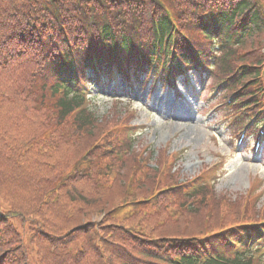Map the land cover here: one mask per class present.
Wrapping results in <instances>:
<instances>
[{"label": "rangeland", "instance_id": "obj_1", "mask_svg": "<svg viewBox=\"0 0 264 264\" xmlns=\"http://www.w3.org/2000/svg\"><path fill=\"white\" fill-rule=\"evenodd\" d=\"M260 45L261 43L258 41L253 46L242 50L257 48ZM225 65L226 61L224 60L221 66ZM125 92L122 102L126 103L123 104L124 106H129L127 104L133 98V108H130V110H132L131 113L134 115L135 123H150L151 125L154 122L157 123L154 129L145 135L143 140L144 144L147 143V145L152 146V150L149 153L151 168L160 166L158 157L161 154V150L166 147L167 140L173 136L169 137V135L174 131H178V140L176 145L171 147V150L180 148L185 144L188 146V150L185 153L186 156L179 160L173 168H176V174L177 172L180 174L181 181L198 175L201 169L217 160L218 154L231 153L232 150L235 154H238V147H233L228 135L225 133L226 127L224 125H226V121H223V109L213 110L218 104L219 95L210 96L208 90L199 91L200 99L196 106L197 109L190 112L189 108H184L181 110V115L184 116L185 120L180 117L177 120H170L164 117L174 118V115L178 116L177 113H174L176 107L171 108L170 111L165 109L167 101L161 99L156 101L158 91L151 99H147L146 90L135 89ZM159 92L162 96L166 95L165 92ZM103 96H107V93L102 92V97L97 98L94 104H96L100 119L107 116L95 128V137L91 134L88 136L87 134L77 133L70 124L56 127L53 106L48 104L45 99L42 103L33 102L36 105L44 104V108L50 113L52 126L49 130L41 122L36 125H20L17 127L15 122L14 125L13 123L10 125L7 117L0 118V131L7 132L3 138L0 137V172L3 175V178L0 177V255L3 254V258L8 256L11 264H44L43 260L46 264H61L59 254L71 253L67 248H62L66 245L60 239L66 232L81 225V223H78L75 227L67 228L71 220H73L72 217H80V219L85 217L86 221H83L84 223L89 221V219L96 222L98 219L105 218L106 213L111 212V209H116L118 212L116 221L120 222L125 215L135 212L144 213L148 216H151L148 212L154 213V211L149 209L150 204L146 203V201H141L136 205L121 207V204L128 201L123 198H129L128 196L134 197V201L139 200L141 197L145 200L148 193L153 192L154 185L145 186L143 190H139L141 195L134 196L133 193H137V191L130 186L129 177L124 178L123 175L121 176V170L119 176L116 177L117 169L111 170L112 174L108 173V177L100 169L101 176L96 182L101 179H107V188H111L115 184L114 189L102 195L104 199H102L101 205H95L96 208L86 210L77 209L79 206H76L75 202H72L71 205V199L76 198L80 193H83L89 200L91 198L88 196V191H83L80 186L71 187L70 189L69 184L71 182L68 181L67 173L74 168V165L80 160V156L88 157L92 154L94 155L99 148V146H95L96 138L105 132L106 128L115 124L120 117L125 116V110L122 111L120 105L114 106L115 103L111 99ZM169 98L174 99V96L168 94L166 99ZM162 103H164L163 109L160 110L159 106ZM176 103L181 105L179 99ZM8 104V110L12 114L24 109V105L21 102L9 101ZM112 110H117L118 112L114 113ZM150 111L153 112L152 115H149ZM170 114L173 116H170ZM1 117L4 116L2 115ZM170 122L172 123L167 124ZM58 129L62 130L60 135L57 134ZM164 129L165 132L160 136L161 130ZM72 134L77 137L78 143L77 135L81 137L79 139H83V142L79 143L80 146L74 145L72 147L70 145V147L63 146L58 148L60 142L67 141ZM29 138H34L36 141L29 147L22 146L21 144ZM141 147L140 143L136 150L139 151ZM35 151L40 152V158L43 160L55 163L54 168L44 164L42 167L37 166L39 158L31 156V153ZM103 160L105 158L102 156ZM229 160L225 169H223L224 171H221L219 182L216 185L219 213L213 211V215L217 217L219 226L230 225L236 221L237 215L235 213H238V210L242 207L245 194L256 179L262 180L263 195L259 204L260 207L264 208V166L260 163L248 161V158H245L243 154H238L237 158ZM97 164L100 168L101 163L98 161ZM56 166L57 168H55ZM131 174L134 175V173ZM123 178L127 179V181H122ZM130 180L133 181L132 183H136V178H133V176L130 177ZM54 182H57V190L58 186L61 189L58 190L61 201L44 205L50 196L56 198L55 194L51 193L50 196L48 194ZM136 184L140 185L139 182ZM76 201L80 206L84 204L78 198H76ZM87 213L91 214L89 218ZM167 213L169 215L162 219H150L141 216L140 226L145 228L153 237L189 236L190 234L203 233L205 227L208 226L206 223L209 222V216H211L210 212H205L202 216L192 215V217L188 215L178 217L169 211ZM206 216H208V221L206 220L205 222L203 218ZM18 217L28 221L40 220L47 227L57 221L59 222L55 224L53 233L45 234L29 223H22ZM221 221H223V224H221ZM49 232L51 231L49 230ZM94 232L93 230L87 234L82 233L81 236H86L85 239L87 240L89 237H94ZM138 244L139 241L137 240L134 245H129V242L118 239V243L115 246L116 255L119 248L137 255L139 252V249L136 248ZM92 251L90 250V252ZM91 257L93 258L92 255ZM97 259L96 264L111 263V260L112 264H123L117 258L109 259L105 257L102 252L100 253V258L98 257ZM69 261L67 260L68 263Z\"/></svg>", "mask_w": 264, "mask_h": 264}, {"label": "trees", "instance_id": "obj_2", "mask_svg": "<svg viewBox=\"0 0 264 264\" xmlns=\"http://www.w3.org/2000/svg\"><path fill=\"white\" fill-rule=\"evenodd\" d=\"M196 1L204 5L206 2L210 3L214 0H0V118L7 117V121L10 122V125H12V123L14 125L15 122V126L17 127L20 125H36L38 122H41L47 130L52 126L50 113L44 108V105H36L33 100L27 96L21 88V82L17 79L18 76L15 74L13 68L14 66L24 63L26 56H28L31 50L39 52L41 56L43 55L44 49L51 46L53 47V42L56 41L58 45L65 48L67 55L70 57L69 40L73 39V36L76 35L77 32H81L83 35L86 34L88 36L91 30H94L96 27L98 29L101 25L106 28L107 34H109V32L112 33L113 25L107 20L113 19V17L116 18L119 12L124 14V16L127 15L130 17L131 9L136 8L135 4L146 3L144 5L146 10L145 22L148 23L154 8L158 9L161 5H170L174 12L184 16V12L190 9ZM254 1L255 0H239L236 4V8L232 12L223 13L219 19L217 32L222 34V36L227 35L228 31L226 25L231 24L237 16H241L243 10L250 7ZM258 1L264 5V0ZM158 11L162 31L169 32L171 27L167 19L161 10L158 9ZM117 28H119V26ZM248 29V38L251 37L254 32L261 33L263 31L264 18L260 15L258 10L253 9V15ZM248 38L241 43V47H244L250 40H253V38H251L249 41H246ZM224 50H226L224 54L226 57L237 51L231 49L229 46H225ZM70 98L68 93L58 100L60 118L55 120L56 127H63L62 120H65L67 116L70 115V112L79 105L77 98ZM9 101L23 103L24 109L14 114L10 113L8 110ZM2 115L4 117H1ZM91 118L92 115L88 111L81 114L77 119L78 130L75 131L79 134L88 132L94 135ZM61 133L62 130L58 129L57 134L60 135ZM6 134V131H0L1 138ZM77 136L81 144L83 139H79L81 137L79 135ZM35 141L36 139L29 138L21 145L29 147ZM79 143L77 137L72 134L67 141H61L58 148L63 146L70 147V145L72 147L74 145L80 146ZM31 156L33 158H39L37 166L42 167L44 164L54 168L55 163L40 158V152L35 151L31 153ZM96 160V156L93 154L88 157L80 156V160L74 165V168L70 169L67 173L68 181L71 182V184H69L70 189L71 187L80 186L83 191H88V196L91 198V200H89L83 193H80L76 198L83 201L84 204L82 206L78 204L76 198L71 199V205L72 202H75V205L79 206L77 209L86 210L96 208L97 205H101V201L104 199L102 195L107 194L108 191L115 188V184H113L111 188H107V179H101L99 182H96L101 176V171ZM101 166L103 167V165ZM55 168H57V166ZM103 168L109 170V166ZM122 175L124 178L129 177V179L130 176H132L131 172H127L126 175L121 174V176ZM106 176H109L108 172H106ZM0 177L3 178L1 172ZM124 178L122 181L126 182L127 179L125 180ZM56 183L57 182H54L48 193L49 196L51 193L55 194L56 198L50 196L46 201L44 200V205L55 204L61 201L58 194V190L61 189L58 186L57 190ZM130 186L134 187L137 191V193H133L134 196L140 195L139 190L145 188L143 185H137L131 181ZM128 197L129 198H123L128 201H124L125 203L121 204V207L129 206L130 204L136 205L141 199L134 201V197ZM117 214L118 212L116 209H111V212L106 213L105 218L98 219L96 222L89 219V221L85 223L83 222L86 221L85 217L82 219H80V217H72L73 220H71L67 228L75 227L78 223H81V225L77 226L78 228L66 232L60 241L66 245L62 248H67V250L70 251L74 264H96L97 258H100L101 252L109 259L117 258L122 251H126L119 248L118 254L116 255L115 246L118 243V239L129 242V245H134L136 240H141V245L136 248L141 250L146 249L148 251L147 242H149L150 239L161 240L165 238L160 236L153 237L145 228L140 226L141 216L150 219H162L167 216L165 212H158L151 216L135 212L125 215L120 222L116 221ZM192 215L202 216L203 209H199L194 212V214H189L188 216L192 217ZM90 216L91 214L87 213V217L89 218ZM19 219L22 223H29L45 234L53 233L55 224L59 222L57 221L47 227L40 220L28 221L21 218ZM204 220L206 221L205 218H203V221ZM49 230L51 232H49ZM93 230L95 231L94 237H89V239L86 240V236H81L82 233L87 234ZM142 243H144L143 246ZM90 250L93 251L90 252ZM42 262L46 264L44 260ZM4 264H11L8 256H6ZM107 264H112V260L111 263Z\"/></svg>", "mask_w": 264, "mask_h": 264}, {"label": "bare ground", "instance_id": "obj_3", "mask_svg": "<svg viewBox=\"0 0 264 264\" xmlns=\"http://www.w3.org/2000/svg\"><path fill=\"white\" fill-rule=\"evenodd\" d=\"M166 129V128H165ZM165 129L164 130H161V134H160V136H162L163 135V133L165 132Z\"/></svg>", "mask_w": 264, "mask_h": 264}]
</instances>
